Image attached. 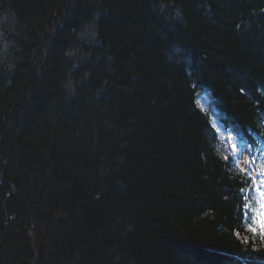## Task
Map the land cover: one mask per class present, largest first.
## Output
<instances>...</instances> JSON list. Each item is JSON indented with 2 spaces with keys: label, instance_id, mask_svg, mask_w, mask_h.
<instances>
[{
  "label": "trees",
  "instance_id": "16d2710c",
  "mask_svg": "<svg viewBox=\"0 0 264 264\" xmlns=\"http://www.w3.org/2000/svg\"><path fill=\"white\" fill-rule=\"evenodd\" d=\"M201 88L257 147L264 0H0V264H264Z\"/></svg>",
  "mask_w": 264,
  "mask_h": 264
},
{
  "label": "snow or ice",
  "instance_id": "6c2138e0",
  "mask_svg": "<svg viewBox=\"0 0 264 264\" xmlns=\"http://www.w3.org/2000/svg\"><path fill=\"white\" fill-rule=\"evenodd\" d=\"M255 160H256V158L253 157V160L252 161H249V164L255 163ZM259 168H260L261 174L264 175V164H261L259 166ZM245 174L248 175L249 178L252 180L253 185H255L258 188L259 185H256V178L255 177H251L250 176V173H245ZM260 183L261 184H264V179H262ZM243 191L244 190L241 189V192H243ZM245 199H247V197H245ZM245 207H248V205L245 204ZM259 221H260V225H261V231L264 232V212H262V213L259 214ZM251 230L254 232L256 229L255 228H252Z\"/></svg>",
  "mask_w": 264,
  "mask_h": 264
},
{
  "label": "bare ground",
  "instance_id": "6f19581e",
  "mask_svg": "<svg viewBox=\"0 0 264 264\" xmlns=\"http://www.w3.org/2000/svg\"><path fill=\"white\" fill-rule=\"evenodd\" d=\"M213 126V125H212ZM219 126L221 127V129L222 130H224V131H226L227 133H229V132H231V131H234L232 128H231V131H228L226 128H225V126H223L222 124H219ZM213 128L215 129L213 132L215 133L214 134V139L216 140V137H218V134H217V132H216V128L213 126ZM215 135H216V137H215ZM38 207H40V208H44V206H40V205H38ZM52 214H53V212H52Z\"/></svg>",
  "mask_w": 264,
  "mask_h": 264
},
{
  "label": "rangeland",
  "instance_id": "374dc122",
  "mask_svg": "<svg viewBox=\"0 0 264 264\" xmlns=\"http://www.w3.org/2000/svg\"><path fill=\"white\" fill-rule=\"evenodd\" d=\"M201 104L204 105V107H207V104L209 102V97L208 96H204L201 98ZM215 124L217 123V120H214Z\"/></svg>",
  "mask_w": 264,
  "mask_h": 264
}]
</instances>
